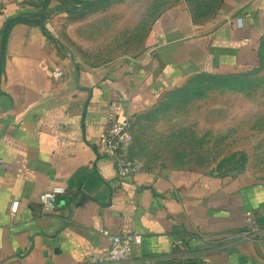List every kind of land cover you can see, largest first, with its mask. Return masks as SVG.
<instances>
[{"label":"crops","instance_id":"obj_1","mask_svg":"<svg viewBox=\"0 0 264 264\" xmlns=\"http://www.w3.org/2000/svg\"><path fill=\"white\" fill-rule=\"evenodd\" d=\"M62 11L60 0H0V57L6 23L24 19L9 26L0 71V264H101L110 245L102 229L137 235L131 259L112 264L175 253L188 264H264V176L140 167L120 179L98 152L111 122L130 121L192 76L258 62L264 0H220L203 21L176 4L139 54L98 65L62 42ZM53 189L65 193L48 211L40 195Z\"/></svg>","mask_w":264,"mask_h":264},{"label":"rangeland","instance_id":"obj_2","mask_svg":"<svg viewBox=\"0 0 264 264\" xmlns=\"http://www.w3.org/2000/svg\"><path fill=\"white\" fill-rule=\"evenodd\" d=\"M56 32L78 62L98 65L135 56L151 24L186 3L196 20L220 0H60ZM122 153L141 168L264 176V38L259 61L230 75L192 76L129 121ZM182 253L141 264H188Z\"/></svg>","mask_w":264,"mask_h":264},{"label":"built area","instance_id":"obj_3","mask_svg":"<svg viewBox=\"0 0 264 264\" xmlns=\"http://www.w3.org/2000/svg\"><path fill=\"white\" fill-rule=\"evenodd\" d=\"M62 70H54L53 76L60 77ZM129 121L111 122L105 133L98 142V152L101 156L113 160L116 168V176L120 179L134 174L140 169V164L136 160L126 157L121 149L126 139ZM64 194V189L46 190L40 195V202L45 210L52 211L57 206L59 194ZM11 211L16 212L19 201L13 203ZM245 220L249 224H254V217L250 211L245 212ZM101 232L110 239V245L105 254L97 260L101 264H112L129 260L134 254L137 235L135 233H116L102 229ZM182 240H178L175 245H180Z\"/></svg>","mask_w":264,"mask_h":264},{"label":"water","instance_id":"obj_4","mask_svg":"<svg viewBox=\"0 0 264 264\" xmlns=\"http://www.w3.org/2000/svg\"><path fill=\"white\" fill-rule=\"evenodd\" d=\"M42 14V17L40 18V24H43V21H44V17H45V10H42L41 12ZM18 20H24L23 18L21 17H13L11 18L5 25L4 29H3V35H2V40H1V57H0V71H1V65H2V59H3V55H4V47H5V41H6V36H7V32H8V29H9V26L15 22V21H18Z\"/></svg>","mask_w":264,"mask_h":264}]
</instances>
